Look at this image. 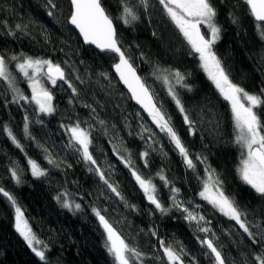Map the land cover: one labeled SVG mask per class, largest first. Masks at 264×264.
<instances>
[{
	"label": "trees",
	"instance_id": "16d2710c",
	"mask_svg": "<svg viewBox=\"0 0 264 264\" xmlns=\"http://www.w3.org/2000/svg\"><path fill=\"white\" fill-rule=\"evenodd\" d=\"M52 3L55 8L49 0H0V54L8 60L17 87L30 97L28 81L16 68L17 61L11 60L13 55L61 64L77 90L73 93L61 82L52 86L56 111L47 115L39 113L33 103L11 102L14 93L0 79V187L16 200L13 205L0 193V264H44L16 230L17 206L38 239L47 245L48 264H114L105 247L106 234L93 209L99 210L130 246L144 253L143 264H167L161 240L177 249L183 247L187 253L184 264H193V257L196 264H214L199 242L206 237L221 248L227 264H256L253 254H259L262 245L253 244L234 221L199 196L207 178L205 169L210 166L223 182L225 194L250 213L247 219L252 221L255 217L264 222V198L243 183L238 174L242 150L234 143L236 133L229 104L200 67L198 57L190 54L186 41L162 6L157 0H150L151 7L145 11L138 0H129L137 7L140 19L127 26L117 19L122 12L121 0H102L113 17L126 54L170 117L196 163L195 171L186 166L168 136L133 104L113 74L117 59L85 46L70 27V0ZM212 3L222 28L214 51L234 83L259 94L264 89V39L257 22L243 0ZM230 13L238 18L237 23L232 22ZM156 65L190 74L186 82L191 90L178 91L188 115L196 122L195 135L190 134L183 114L161 80L152 75ZM259 112L264 119V107ZM26 115L28 133L24 132ZM77 123L90 132L89 150L123 200L108 189L95 171H89L95 167L71 146L66 129ZM6 126L22 148L7 135ZM145 151L147 157L142 156ZM197 156L206 157V162L201 163ZM29 158L37 160L47 175L33 177ZM48 158L55 163L49 164ZM13 167L21 170L20 184L11 176ZM132 169L153 181L166 207L171 205L170 188H178L179 199L203 215L209 223L201 224L211 231H198L195 222L189 223L185 214L175 209L162 215L146 199ZM160 175L170 184L166 185ZM66 199L80 204V209L64 207ZM252 230L256 231L254 227Z\"/></svg>",
	"mask_w": 264,
	"mask_h": 264
},
{
	"label": "snow or ice",
	"instance_id": "6c2138e0",
	"mask_svg": "<svg viewBox=\"0 0 264 264\" xmlns=\"http://www.w3.org/2000/svg\"><path fill=\"white\" fill-rule=\"evenodd\" d=\"M138 2L139 6H142L145 11L151 7L150 0H138ZM157 2L162 6L167 17L186 41L190 54L198 57L200 67L223 99L228 102L236 133L234 143L243 149L238 168L239 177L243 183L249 185L255 193L264 198V119L261 118L259 112V109L264 107V89H261L259 94L248 92L245 88L234 83L223 67L220 58L214 51L216 43L221 39L222 28L217 22L218 12L212 0H157ZM243 2L248 6L249 13L257 22L258 32L261 38L264 39V0H243ZM70 3L72 12L69 23L79 30L86 44L94 45L102 53L110 54L117 59L112 67L119 80L131 93V98L148 114L157 128L164 132L170 141L174 143L186 166L195 171L196 163L172 126L170 117L163 111L162 104L156 99L154 91L146 83L145 78L137 73V68L133 65L131 57L126 54L117 28L114 25L113 17L103 5L102 0H70ZM121 3L122 12L117 19H120L127 26H132L134 22L140 19L137 7L131 5L129 0H121ZM49 4L52 8L56 7L52 0H49ZM48 15L52 16L53 12L49 11ZM230 15L232 16V22L237 23L238 18L231 13ZM16 28L19 29L20 25H16ZM11 34L14 35L15 33ZM11 60L17 61L16 68L28 81L31 89L30 97L23 94L22 90L16 85L15 77L9 71L8 60L0 54V79L6 81L8 87L13 91L14 96L11 101L13 103H19L20 101L33 103L39 113L51 115L56 111L53 104L54 96L50 88L46 86L45 81L52 86H56L58 82H63L72 89L73 93L77 91L72 82L68 80L65 68L51 59L13 55ZM152 75L161 80L167 89V94L171 97L179 112L183 114L190 134L195 135L196 122L188 115L178 91V88L191 90V86L186 82L190 74L181 72L179 69L162 68L156 65ZM25 121L24 132L28 133L27 115ZM42 122L40 121V123ZM100 123L103 124L104 121H100ZM6 130L13 143L18 148H22L11 129H7L6 126ZM66 130L70 134L71 146L81 153L84 161L96 166L95 168L90 167L89 171H95L108 189L123 200L117 187L109 183L104 171L100 169L89 150L92 144L90 132L82 128L79 123L68 126ZM145 131L149 130L145 129ZM142 156L147 157L148 152L145 151ZM121 159L123 160V157ZM196 159L204 163L207 158L197 156ZM124 162L126 166L131 167L128 161ZM48 163L54 164L55 161L48 158ZM145 163H147L146 160ZM28 164L33 177L40 178L47 175V170L37 160L29 158ZM20 171L16 167L11 169V176L17 184L22 183ZM205 172L207 178L203 181V188L199 192V196L222 215L234 221L247 234L253 244L260 243L262 245L259 254L254 253L253 257L256 264H264V222L256 221L255 217L252 221H249L247 218L250 213L247 209H241L234 197L225 194L223 182L219 179L215 170L209 166L205 169ZM132 176L139 184L148 202L154 205L155 209L162 215H167L175 209L184 213V219L189 223L195 222L198 231L206 234L211 231L210 228L201 224V222L204 224L209 223L206 218L191 210L187 202L179 199L180 190L178 188H170L172 193L170 197L171 205L166 207L159 198L157 186L151 179H145L135 169H132ZM160 179L166 185L170 184L165 176L160 175ZM0 193L7 197L13 205H16L14 197L5 191L3 187H0ZM57 200H60V196L57 197ZM63 206L70 210H73V208L79 210L81 207L80 204H73L67 199L64 201ZM93 211L106 232L105 247L112 256L114 264H143L144 253L130 246L99 210L93 209ZM15 221L16 230L27 242L35 256L44 264H48L47 245H43V242L38 239L25 220L19 206L16 207ZM253 227L256 229L255 232L252 230ZM153 235H155L154 231ZM199 242L207 249L205 254L214 259V264H227L221 248L213 239L206 237ZM37 245H43V247H37ZM160 245L163 248L167 264H184V256L187 253L182 246L177 249V247L163 240L160 241ZM193 264H196L194 257Z\"/></svg>",
	"mask_w": 264,
	"mask_h": 264
},
{
	"label": "water",
	"instance_id": "95a60500",
	"mask_svg": "<svg viewBox=\"0 0 264 264\" xmlns=\"http://www.w3.org/2000/svg\"><path fill=\"white\" fill-rule=\"evenodd\" d=\"M69 25H70V27L78 34V36H79V38L81 39V41L83 42V44L85 45V46H87V47H91L92 49H94L96 52H98V53H101V54H105V53H102L99 49H97L94 45H90V44H86L85 42H84V40H83V37L81 36V34L79 33V30L74 26V25H71L70 23H69ZM115 25V24H114ZM112 71H113V74H114V76L117 78V80L119 81V83L121 84V86L123 87V89L127 92V94L129 95V97L131 98V93L128 91V89H127V87L119 80V77L117 76V74L115 73V71H114V68H112ZM137 73H138V70H137ZM139 74V73H138ZM61 83H63V82H61ZM131 100H132V102H133V104L147 117V118H149V119H151L149 116H148V114L140 107V105H138L136 102H135V100H133L132 98H131ZM94 167H96L95 165H93ZM98 221H99V219H98ZM100 223V222H99ZM101 225V224H100ZM101 227H102V225H101ZM102 229H103V227H102ZM104 230V229H103ZM104 232H105V230H104ZM105 234H106V232H105Z\"/></svg>",
	"mask_w": 264,
	"mask_h": 264
},
{
	"label": "rangeland",
	"instance_id": "374dc122",
	"mask_svg": "<svg viewBox=\"0 0 264 264\" xmlns=\"http://www.w3.org/2000/svg\"><path fill=\"white\" fill-rule=\"evenodd\" d=\"M206 30V29H205ZM45 83H46V86L47 87H49L50 88V90H51V88H52V85L49 83V82H47V81H45ZM28 88H29V90H30V96H31V89H30V87H29V84H28ZM68 132V131H67ZM69 133V132H68ZM242 151H243V149H241Z\"/></svg>",
	"mask_w": 264,
	"mask_h": 264
}]
</instances>
